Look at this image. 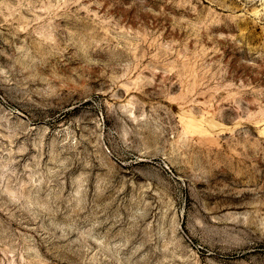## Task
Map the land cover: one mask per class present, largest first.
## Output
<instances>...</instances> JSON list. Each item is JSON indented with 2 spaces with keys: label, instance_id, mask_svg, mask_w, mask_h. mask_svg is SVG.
I'll list each match as a JSON object with an SVG mask.
<instances>
[{
  "label": "rangeland",
  "instance_id": "obj_1",
  "mask_svg": "<svg viewBox=\"0 0 264 264\" xmlns=\"http://www.w3.org/2000/svg\"><path fill=\"white\" fill-rule=\"evenodd\" d=\"M0 264H264V0H0Z\"/></svg>",
  "mask_w": 264,
  "mask_h": 264
},
{
  "label": "bare ground",
  "instance_id": "obj_2",
  "mask_svg": "<svg viewBox=\"0 0 264 264\" xmlns=\"http://www.w3.org/2000/svg\"><path fill=\"white\" fill-rule=\"evenodd\" d=\"M209 117H210V120L213 122V124L216 125L215 122L212 119V116L210 115Z\"/></svg>",
  "mask_w": 264,
  "mask_h": 264
}]
</instances>
